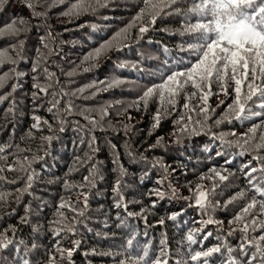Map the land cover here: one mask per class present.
Segmentation results:
<instances>
[{"label": "trees", "instance_id": "trees-1", "mask_svg": "<svg viewBox=\"0 0 264 264\" xmlns=\"http://www.w3.org/2000/svg\"><path fill=\"white\" fill-rule=\"evenodd\" d=\"M73 2L75 0H63L62 3L60 0H48L47 9H38L47 10V17L31 20V31L21 37L26 40L23 62L15 65L24 75L7 79L5 87L0 90V95L7 94L11 92L13 83L19 85L7 100L0 103V146L11 145L4 153H0V156L7 157L6 160H0V166L5 168L0 174L4 175L6 180L26 178V172L8 171L7 166L11 164L14 168L20 169L21 165L16 163L17 159L26 164L24 156L31 158L35 154L44 157L32 165L36 176L29 190L30 194H23L19 203L16 196L20 193L16 190L22 189L25 182L23 180L17 184L0 182V192L11 193L6 204L0 202V231L10 225L19 229L12 238L17 242L23 240L24 244L20 247L24 249L26 246L30 250L27 256L30 264H44L48 252H55L57 241L64 249L72 248L73 241H79L71 258L72 264H118L119 259H124L129 254L133 257L142 255L145 247L149 250L150 258L154 259L160 253L162 241L166 245L171 264L181 259L192 264L188 256L190 252L208 250L216 246L221 247V252L208 257L207 264H226L230 259H243L240 246L247 244L245 234L240 231L232 232L231 235L228 233L244 225L243 223L230 225L229 220L251 201L255 194L254 186H264L261 185V173H255L257 179L253 181V185H248L241 172L250 161L251 166L259 167L253 156L257 154L264 156V150L259 153L241 154L239 148L227 147L220 140L214 139L207 129L193 135L182 132V124L175 121L179 120V113L184 114L185 120L189 115V110L183 108L186 101L184 93L176 98L175 111H171L170 106L164 102V107L169 108V112L162 114L157 128H153L152 125L154 114L161 108L158 95L149 102L147 108L142 103L138 109L134 106V102L147 87L161 82L162 73L189 66L186 62L189 53L179 51L182 41L189 39L178 34L182 28L183 17L176 14L161 15L152 25L148 23L151 17L145 16L143 21L137 20L134 26L129 27L133 24L139 7L143 6L142 0H110L108 8L98 9L95 13L61 15ZM179 6L186 11L187 0H181ZM29 17L30 10L22 7L20 0H3V4L0 5V26L7 25L13 19ZM37 24L50 26L52 38H48V27L32 26ZM144 25L149 26V31L142 39H138L139 27ZM41 37L48 40L47 48L41 45ZM108 42L109 47L99 57L85 60L90 54L94 56L95 49L101 44ZM13 43L14 40L0 38V50L8 48ZM37 48L41 49L45 57L40 62L39 73L35 74L39 83L42 86L49 84L45 68L55 75L52 77L49 93L47 95L39 93L40 98L34 101L32 93L37 90L32 87L34 83L32 67L40 55ZM178 57H184L185 63L177 64ZM10 67L13 65H4L0 68V74L8 73ZM84 68L90 70L85 72ZM73 69L76 70L75 75L68 77L67 73ZM115 80H120L121 83L111 88L107 87ZM61 86L69 95L63 97L58 106L60 110L70 99L77 112L85 108L95 109L92 115L99 119V110L112 105L108 108L109 117L104 124L106 130L81 131L74 122L80 121L81 124H85L86 121L80 115H71L62 116L65 120L63 124L65 130L61 132L59 130L61 124L57 120V115L61 113L57 109H53L52 113L48 111L52 107V93L58 92ZM80 88H85L86 91L80 94L78 92ZM187 91H192L190 86ZM212 91L219 92V88L213 84ZM229 91L231 92V89ZM73 92L76 93L75 96L70 95ZM93 92L96 95H92ZM233 98L234 94L225 98L221 93L210 96L208 100L209 106L215 109V112L210 113L211 118L208 121L211 132L217 135L227 133L229 135L225 139L229 141L237 139L240 134L248 132L250 127L260 122L255 117L250 120L235 119L234 114H230L227 108ZM221 100L225 101L223 105H220ZM259 102L255 98L249 102L253 112L258 110L256 104ZM189 103L191 107L200 101L193 99ZM225 115H229L231 122L226 119L216 126L215 120ZM243 115L251 113L246 111ZM33 116L41 118L40 130L31 129V125L35 123ZM192 119L195 121L203 117L193 115ZM45 120L52 125L53 132L48 130V125L43 124ZM109 123L115 128H109ZM125 124L132 126V130L127 134L122 130ZM192 126L189 125V131ZM259 131H264V128ZM233 132L235 136L231 135ZM93 135L96 139L93 147L99 149L95 154L90 148ZM48 136L53 137L50 143L43 139ZM158 138H162L161 146L151 148ZM255 142H258V137ZM111 145H115L118 150L117 163L113 162L117 159V151H114ZM129 147L137 157L143 153L147 160H131L127 154ZM150 148L151 150L146 151ZM25 149L30 151H23ZM89 156H93L91 161L81 163ZM156 160L162 161L167 167V178L161 167H152ZM92 163L98 165L96 187L80 188L84 177L89 175ZM121 165L126 170L121 187L126 208L124 205L120 208L115 206L117 198L112 192ZM213 166L225 167L233 175L224 182L226 186L217 189V194L210 198L213 204L218 201L220 206L214 211L209 209L202 213L198 207L190 205L195 203L197 184L211 188L212 182L201 181L199 176ZM160 180H163V185L158 183ZM169 185L176 189V196L169 191ZM190 187L193 189L192 192L189 191ZM156 189L165 191L164 198L161 199L154 194ZM241 190L247 193L246 196L224 207L225 202ZM81 192L88 194L85 217L79 218L83 223L77 225L74 234L63 231L59 237L54 236L53 231L63 227L62 223L49 224L50 221L61 219L57 215L56 206L61 202V198L69 202L76 201ZM182 197H189V200ZM257 199L264 197L258 196ZM83 206L81 197L77 208ZM26 208L29 209L30 221L27 225L20 223V217L25 215ZM13 209L15 211H12ZM141 209H144L142 213ZM61 211L67 218L64 223L74 222L75 213L67 208ZM129 211L141 215L129 217L127 215ZM178 213L180 215L175 221L167 219L168 216ZM209 217L220 223L203 225L202 221ZM161 218L165 220L163 225L159 224ZM256 220L264 221V215L259 214L258 209ZM249 224L251 225V218ZM201 228L203 232L196 237L198 242L189 246L186 241L187 233ZM262 231L264 230L258 229L254 232L250 226L247 238L258 237ZM209 233L211 235H208ZM204 236L208 238L204 239ZM128 239L133 240L131 248L127 245ZM33 244L36 245L35 248L32 247ZM229 248L231 252L228 251ZM254 250V247L250 248L248 255L250 256ZM109 252L117 255H103ZM17 255L24 256L25 253L21 251L17 254L14 249L9 248L0 253V260L13 264ZM64 264H68L67 260ZM198 264H203V260Z\"/></svg>", "mask_w": 264, "mask_h": 264}, {"label": "snow or ice", "instance_id": "snow-or-ice-1", "mask_svg": "<svg viewBox=\"0 0 264 264\" xmlns=\"http://www.w3.org/2000/svg\"><path fill=\"white\" fill-rule=\"evenodd\" d=\"M62 3L63 0H60ZM21 6L26 7L30 10L29 19L19 18L13 19L5 26H0V38H8L14 40L15 43L11 44L8 48L0 50V68H3L4 65H13L9 68L8 73L0 74V90L5 87L7 79L19 78L24 75L19 72L15 65L20 62H23V50L26 43L25 39L21 37L26 36L28 32L31 31L30 23L32 19H40L47 17V10L41 11L38 9L45 8L47 9L48 0H20ZM188 7L184 11L179 6L181 5V0H142V7H139L136 17L133 19V24H130L129 27L134 26L135 21H143L145 16H150L151 19L148 22L149 24L154 25L156 20L161 15L167 14H176L183 17L182 28L179 31L181 37H188V40L182 41L180 52L189 53L187 58V64L189 66L181 69L177 68L176 70H171L168 73L161 74V82L147 87L143 94L137 98L134 102V106L138 109L142 103L145 108H147L149 102L155 97L159 96L161 101V108H158L156 113L153 116L154 123L153 128H157L160 124L162 114L169 112V108L164 107V102L166 101L167 105L170 106L171 111L176 110V98L182 93L185 94L186 101L183 104V108L189 110V115L185 120L183 113H179V120L175 121L177 124H182L181 131L189 135L199 134L201 131L207 129L209 133L213 136L214 139H218L222 144L227 147H236L241 150V154H246L250 152L259 153L261 150H264V131H259L264 128V0H187ZM3 4V0H0V5ZM110 6V0H75L71 3L70 7L61 15L70 16V15H80L87 14L89 12L95 13L98 9L108 8ZM33 27H48V38H52V32L50 26L46 24H37L32 25ZM126 31V30H124ZM149 31V26L144 25L139 27V36L138 39H142L143 35ZM41 45L44 48L48 47V40L45 37H41ZM110 42L101 44L97 49H95V55L90 54L85 57V60L94 59L99 57V55L107 50ZM15 53V55H13ZM37 53L40 54L36 58V61L33 64L32 72L34 73L32 85L34 90L32 93L33 100L39 99V93H44L47 95L49 89L52 87L51 80L55 75L54 73H49L47 68L44 69L49 84L47 86H42L35 74L40 71V62L45 59L41 53V49L37 48ZM177 64L185 63L184 57H178ZM89 68H84L85 72H88ZM76 70L73 69L67 73L68 77L75 75ZM59 83V81H57ZM120 80H115L111 84H108L107 87L111 88L120 84ZM215 84L219 88V92L214 93L212 91V86ZM190 86L192 89L191 92L187 91V88ZM18 84L13 83L11 87V92L7 94L0 95V103H3L7 100L12 93H14ZM231 89V92L229 91ZM85 88H80L78 92L83 94ZM223 94L225 98H228L230 95L234 94V98L231 104L227 105V108L230 110V114H234L235 119L237 120H250L253 117L257 118L260 122L253 125L248 129V132L240 134L237 139L229 141L225 137L229 134L221 133L217 135L216 133L211 132V128L208 125V121L211 118L210 113L215 112V109L211 108L208 104L209 97L212 95ZM53 101L52 107L48 109L50 113L53 112V109H57L61 115H57V120L60 122L61 127L60 131L63 132L65 129L63 124L65 120L62 116H71V115H80L85 124H81L80 121H75L78 129L84 132H94L96 129L105 131L104 124L107 122L109 117L108 108H111L112 105H109L108 108H103L99 110V119L92 115L95 109H83L79 112L76 111V108L73 102L69 99L62 110L58 108L61 104L63 97L69 95L65 92L61 86L58 92H53ZM75 96L76 93L73 92L70 94ZM92 95H96L95 92ZM57 97H60L59 99ZM87 99V97H84ZM254 98L260 101L256 104L257 111H252V106L249 104L250 101H254ZM193 99H198L199 104L193 105L190 107L189 101ZM225 103L224 100L220 101V105ZM220 105H217L219 107ZM133 105H130V107ZM197 109L199 111H197ZM126 111V110H125ZM251 113V115H243L245 112ZM196 115L197 117L202 116L203 119H197L193 121L192 117ZM35 123L31 125V129L40 130L41 129V118L38 116H33ZM129 119L131 117L129 116ZM229 119V115H225L221 119L215 120V125L219 126L224 120ZM43 124L48 125V130L53 132L54 129L52 125L47 121H43ZM189 125L191 131H189ZM109 128H115L114 125L108 124ZM126 134L132 130V126L129 124L123 125L122 129ZM151 135V133H149ZM231 135L235 136L233 132ZM29 136H31V131H29ZM258 137V142L257 141ZM44 140L49 143L53 139L52 136L44 137ZM162 138H158L155 145H152L151 148L161 146ZM96 143L95 136H92L90 142V148L92 153L95 154L99 151L98 148L93 147ZM11 145L0 146V153H4L7 148ZM19 149V145L16 146ZM114 151H117V159L114 160V163H117L119 160V153L116 150L115 145H111ZM148 149L146 151L151 150ZM23 151H30V149H25ZM47 154V153H46ZM128 157L135 161L136 159L146 161V156L141 153L137 157L129 147ZM217 155H222V153H217ZM6 156H0V160H6ZM24 161L26 164L21 163L17 159L16 163L20 164V169H16L13 165L9 164L7 166L8 171H23L26 172L25 177H17L14 180H6V177L0 174V182H6L8 184H17L20 181L25 182V186L16 191L20 195L16 196V201L19 203L23 194H30V189L32 187L36 173L32 168V165L40 160H43V156L32 155L31 158L24 156ZM79 159V158H78ZM93 156H89L86 161L81 163L86 164L88 161H91ZM253 160L257 161L259 167L251 166V161L241 169L242 175L247 181L248 185H253V181L257 179L254 175L255 173H261L260 180L261 185H264V156L259 154L253 156ZM161 167L164 170L165 178L168 175V169L164 166L162 161L156 160L152 163V167ZM245 169H247L245 171ZM5 168L0 166V173H3ZM224 173H228L227 175ZM126 175V170L121 165L119 167V176L115 181V184L112 187V192L114 197L117 198L115 206L120 208L124 205V196L121 193L122 181ZM233 173L228 172V169L225 167H216L213 166L208 169L206 173H202L199 176L201 181L208 180L212 182L211 188H206L203 184H197L195 189V203L194 205L198 207L202 213L207 212L209 209L215 210L216 207H219V202L213 204L211 197H214L217 194V189H221L222 186H226L224 182L228 181L230 176ZM98 177V165L92 163L89 169V175L84 177L83 182L79 185L80 188L96 187V178ZM163 185V180L158 181ZM67 186V181L65 182ZM71 191V189H68ZM169 191L173 196H176V189L169 185ZM189 191L192 192L193 189L190 187ZM255 194L252 196L251 201L247 203L240 212H238L232 219L229 220V224L233 223H243L242 228L232 229L228 234L231 235L232 232L240 231L245 234L247 239V244H241L240 252L243 256V259L236 260L230 259L226 261V264H264V231L258 237L247 238V233L249 232V227L251 226L252 231H257L258 229L264 230V221L257 222L256 214L257 209L259 214L264 215V199H257V197H264V186H254ZM154 194L161 199L165 196V191L161 189L154 190ZM246 192L241 190L240 192L233 195L228 201L225 202L224 207H227L228 204H232L239 198H244ZM11 193L0 192V202L7 203L8 197ZM83 197V208L78 209L77 204L80 203V198ZM182 199L189 200V197H182ZM88 194L86 192H81L77 196L76 201H65L61 198V202L56 206L57 215L61 218L59 220L50 221L49 224H63V227L56 228L53 231V235L59 237L60 233L67 231L69 233H75L77 231V225L83 223L82 219L85 217V212L87 210ZM126 208V205H124ZM69 209L71 212L75 213L73 216L72 223H64L66 220L65 213L61 209ZM12 211H15L14 209ZM144 209H141V213ZM29 209H25V215L20 217L21 224H29L28 217ZM141 213L127 212L129 217L139 216ZM180 213L175 215H170L167 217L168 220L175 221L177 216ZM249 218H251V225L249 224ZM165 220L161 218L159 221L160 225H163ZM220 223L214 221L211 217L206 221H202L203 225ZM36 229H34L35 231ZM19 229L15 226H9L7 229L0 231V253H3L9 248L14 249L18 254L21 251H24V256L17 255L16 259L13 261V264H30V260L27 258L30 250L25 246L22 249L20 246L24 244L23 240L17 242L12 237L18 233ZM203 228L199 230L189 231L186 235V241L188 245L191 246L196 244L198 241L197 236L201 235ZM11 234V235H10ZM208 235H211L210 233ZM207 236H204V239H207ZM133 244L132 239H128L127 245L131 248ZM162 247L160 249L159 255L155 258H150L149 250L147 247L144 248L143 254L136 257L131 256L130 254L125 256L124 259H119L118 264H171L169 253L166 250V245L164 241L161 242ZM79 245V241H73V247L70 249H64L59 245L57 241V247L55 252L49 251L47 258L44 261V264H64L67 260L68 264H72V257ZM33 248L36 247L35 244L32 245ZM254 247V252L249 256V249ZM231 252V249H228ZM221 252V247H211L208 250H198L194 253L190 252L188 254L192 264H198V262L203 260V264H207V258L211 257L214 253ZM95 254V252H93ZM103 255H117L113 253H103ZM0 264H7L6 261L0 260ZM175 264H188L186 260H177Z\"/></svg>", "mask_w": 264, "mask_h": 264}]
</instances>
